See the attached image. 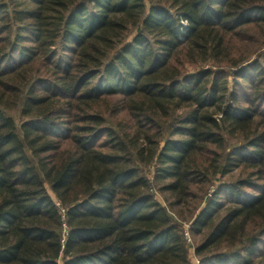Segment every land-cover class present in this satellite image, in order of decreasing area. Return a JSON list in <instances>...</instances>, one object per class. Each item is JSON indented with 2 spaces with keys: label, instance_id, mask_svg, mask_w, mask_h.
<instances>
[{
  "label": "trees",
  "instance_id": "16d2710c",
  "mask_svg": "<svg viewBox=\"0 0 264 264\" xmlns=\"http://www.w3.org/2000/svg\"><path fill=\"white\" fill-rule=\"evenodd\" d=\"M0 264H264V0H0Z\"/></svg>",
  "mask_w": 264,
  "mask_h": 264
},
{
  "label": "rangeland",
  "instance_id": "374dc122",
  "mask_svg": "<svg viewBox=\"0 0 264 264\" xmlns=\"http://www.w3.org/2000/svg\"><path fill=\"white\" fill-rule=\"evenodd\" d=\"M233 173H236V171H234ZM163 197L164 196H158V198L160 199V201L162 202H164V203H166V201L165 200H163ZM174 217V216H173ZM175 218V217H174ZM176 221H179V222H182V220H181V218L179 217V216H176ZM184 222H182V224H184L183 225V228H185V229H187V227H188V223H186V219L185 220H183ZM188 238H189V241H188V245H189V253H190V261L192 262V263H196L197 262V259H196V257L194 256V254H193V245L199 240V238H196L195 240L193 239V238H190V236L188 235ZM196 241V242H195Z\"/></svg>",
  "mask_w": 264,
  "mask_h": 264
},
{
  "label": "built area",
  "instance_id": "2783aa9c",
  "mask_svg": "<svg viewBox=\"0 0 264 264\" xmlns=\"http://www.w3.org/2000/svg\"><path fill=\"white\" fill-rule=\"evenodd\" d=\"M185 235H186V238L189 240V238H188V234H187V233H185Z\"/></svg>",
  "mask_w": 264,
  "mask_h": 264
}]
</instances>
